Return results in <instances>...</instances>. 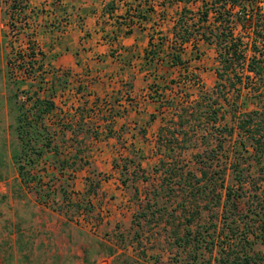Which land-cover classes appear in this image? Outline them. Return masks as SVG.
Instances as JSON below:
<instances>
[{
	"label": "rangeland",
	"instance_id": "rangeland-1",
	"mask_svg": "<svg viewBox=\"0 0 264 264\" xmlns=\"http://www.w3.org/2000/svg\"><path fill=\"white\" fill-rule=\"evenodd\" d=\"M189 8L196 10L199 5H191ZM177 15L176 13L175 18ZM240 26L241 23L234 27L235 34L243 37L245 46L243 50L248 58H251L253 55L247 41L249 31L242 30ZM167 34H171V29ZM19 47L16 40L1 41L0 38V92L1 84L4 82L11 122H14L12 119L16 116V108L24 105L27 110L33 104L35 96L32 95L31 101H27L25 94L22 93L27 90L28 84L33 87L31 92L39 93L41 98L51 96L50 79L46 81L49 78L47 71L41 72L34 63L32 69L27 67L31 71L27 72L26 79L23 77L25 73L21 65L26 64L28 58L24 59L27 54L22 53L23 49ZM190 50L189 46L184 57L187 68L178 67L176 73H171L174 78L169 73L165 74L164 83L158 89L153 88L151 92L152 98L160 102L159 113L155 115H161L159 122L161 120L163 127L160 128L165 130L157 138L164 140L159 143L161 145L157 144L159 141L154 144L163 147L164 142L165 144L169 142V147H163L160 151H152L155 142L152 136L141 138L143 145L141 149L139 143H133L131 137L125 134L123 138H115L112 151L100 156V148L103 146L97 147L98 136L90 131L92 122L86 120L75 124L76 119L80 120L86 111L81 112L82 109L78 105L82 102L75 99L74 87L70 83L69 90L63 92L61 87L53 90L55 92L53 101L57 105L49 115L52 117L43 121L42 124L45 126L44 130H41L42 140L50 142V149L35 164L31 173L40 176L42 181H47L53 173L66 180L71 175L68 178L71 181L67 180L63 185L69 196L71 193H84L89 188L93 189L92 194L86 196L84 193L80 198L83 203H87L85 200H88L92 206L90 211L73 214V208L69 207L71 203L68 205V202L63 201L59 192L53 202L52 199L49 200L50 206L47 208L53 210L55 206L63 207L71 216V225L76 237L72 250H68L72 252V260H66L67 264H99L102 258L108 257L107 252L113 255L111 264H220L218 246L228 248L233 246L235 251H241L245 243L240 240H243L244 235L252 242V248L249 250L246 243L247 249L244 250L251 255L259 253L264 258L259 218L260 216L264 218V155L258 158L259 160L256 159L257 156L249 146L251 140L249 133L244 131L239 134L236 131L233 137H230L228 132L230 128L238 126L246 116L243 114L258 111L261 114L254 117L249 130L260 136L264 135V71L261 80L256 81L253 77L247 80L241 66H237L235 70H238L242 83L236 82L234 87L230 86L232 79H235L234 72L227 75L224 82L226 87L222 90L223 97L220 98L218 106H213L218 117L224 116L214 127L221 132L209 129L211 125L204 127L205 130L196 128L195 131H191V125L197 115L194 112L195 115H190V108L200 99V92L210 94L211 102L220 94L214 90L215 69L219 66L215 46L200 42L197 52L191 53ZM258 50L260 55H257V58H262L264 44ZM38 56L37 53L36 57ZM195 56H198V59H195ZM41 78L44 83H41ZM21 80L27 84H20ZM170 80H173V83ZM165 91L167 93H164ZM93 110L96 111L97 108ZM88 111L90 113L91 109ZM180 117L181 121H190L191 124L184 123L183 128L178 127ZM195 125L197 123L193 124ZM210 133L211 137L208 135ZM202 135H207L204 140L206 145L202 144ZM239 138L247 145L246 151L241 153L242 157L238 159V164L245 170L246 176L242 188L236 185L229 169L236 158V152L233 153L231 148L234 141ZM127 140L130 144L125 145ZM217 140L224 142L218 153L219 157L210 163L211 165H208L209 163L207 166L203 165L196 155L205 148L216 146ZM15 142L19 144V141ZM75 150L80 151V160L75 161V168L81 167L77 171L71 168L64 169L63 175L60 176L56 167L61 162L71 164ZM140 151L142 153H138ZM105 155L109 156L105 158ZM102 158L106 161L103 162ZM111 159L119 166L116 173L105 169ZM13 163L17 169L14 160ZM123 166L126 169L121 172ZM225 166L228 169L223 173L221 170ZM169 169L173 171L169 172ZM203 170L208 175L197 182ZM218 172H222V175H218ZM108 179L111 182L108 183ZM4 188L7 196L9 193L13 194L10 200L14 199V202L5 201L4 197L0 198V253L4 252L1 246H7L9 242L4 239L7 238V235L4 236L7 212L17 209L19 206L17 201L24 199V192L35 198L21 180L19 184L5 185ZM229 189L241 196L236 203L237 207H231L225 202V194ZM73 198L74 201L77 200V197ZM82 209L86 210L84 206ZM115 214L118 217H115ZM231 221L235 223L231 224ZM194 237L200 241H194ZM185 238L189 239L190 244L183 243ZM78 241L87 249L83 262L82 247L80 248L81 244ZM61 247L64 248L65 245L62 244ZM193 258H196V263L193 262ZM255 261L264 264V260Z\"/></svg>",
	"mask_w": 264,
	"mask_h": 264
},
{
	"label": "crops",
	"instance_id": "crops-1",
	"mask_svg": "<svg viewBox=\"0 0 264 264\" xmlns=\"http://www.w3.org/2000/svg\"><path fill=\"white\" fill-rule=\"evenodd\" d=\"M14 3L19 6L17 13ZM109 3L115 6L112 13L105 10ZM183 6L179 1L168 3L165 0H0V38L1 41L16 40L28 57L32 52L35 67L49 73L46 81L50 79L54 90L59 86L63 92L69 90L71 83L75 99L82 102L78 105L81 112L86 111L75 124L92 122L90 131L98 136L97 147L103 146L100 156L112 151L115 138H123L125 134L133 143H139L141 149V138L152 136L155 141L152 151L156 152L163 148L154 144L163 126L161 120L159 122L161 115H155L159 113L160 102L152 98L151 92L164 83L165 74L172 76L178 67L168 69L166 59L162 61L166 58L162 53L161 63L152 62L153 66L149 67L144 53L149 38L159 36L157 32L171 38L167 32ZM137 14L141 19L134 17ZM53 73L60 77V85L52 79ZM1 85L0 198L11 203L13 194L7 196L4 186L20 181L12 160L18 143L12 130L15 116L11 122L5 83ZM50 117L52 115L45 119ZM127 141L125 145L130 144ZM105 169L113 173L119 171L113 159ZM60 178V183H67L65 178ZM84 193L75 197L79 199ZM71 196L74 199V195ZM23 197L17 201V209L8 211L5 216L4 236L7 238L4 239L9 242L1 246L4 252L0 253V264H67L66 260H72V252L68 250H72L76 237L69 212L64 208L61 212L50 210L27 192ZM80 244L83 262L87 249ZM106 254L108 257L102 258L99 264H111L113 255Z\"/></svg>",
	"mask_w": 264,
	"mask_h": 264
},
{
	"label": "trees",
	"instance_id": "trees-1",
	"mask_svg": "<svg viewBox=\"0 0 264 264\" xmlns=\"http://www.w3.org/2000/svg\"><path fill=\"white\" fill-rule=\"evenodd\" d=\"M168 3L172 1H179L183 3V7L180 13L175 18L173 25L171 27V38L168 39L167 36L162 35L159 31L157 32L158 37L156 39L154 36H151L148 41V47L145 50L144 58L146 60V64L149 67H152V62L161 63L160 54L162 53L166 58L162 61H167L168 69H172L175 67H186V59L184 58L187 54L188 47H191V53L193 51H198V44L200 42L208 45H214L217 51V61L219 66L215 69L216 76V84L214 87L215 92L220 94V96L216 97L214 102H211L212 99L210 94L207 92H200L201 96L195 102L194 107L190 109V115H197L196 120L192 123L191 131H195L194 129H202L205 130L206 126L211 125L209 129H214L216 132H221L218 128H214L217 125V121L224 116L218 117L217 111L213 109V106H218V102L220 98H222V90L226 87L225 79L227 75L233 73L232 83L230 86L235 85V83H242L241 76H238V70H235L237 66H241L242 73L246 76L245 79L250 80V78H254L256 81H259L263 77L264 71V55L262 58H257V55H260L259 47L264 44V0H165ZM198 4L199 8L196 10H191L189 5ZM107 12L112 13L115 9L114 3H109L105 7ZM138 19H141L140 14L135 15ZM241 23L240 28L242 30L249 31V37L247 41L250 43L251 53L253 56L248 58L247 53L243 50V37L241 35L235 34V28L237 25ZM28 58V62L23 67L25 73V79L28 75L27 72H30L32 69V65L35 63L33 61V53L30 52V55L26 56ZM198 59V56H195V59ZM30 67L31 69H27ZM30 70V71H28ZM246 73V74H245ZM52 74V78L56 81L58 80V84L61 81L60 77H57ZM41 78V83H44V80ZM62 82V81H61ZM173 83V80H170ZM27 84L24 80L20 81V84ZM223 83V84H222ZM60 85V84H59ZM57 85V86H59ZM63 85V84H61ZM61 87V86H59ZM33 89L31 84L27 85V90L22 92L25 94L27 101H31L32 95L35 96L33 100L32 106H30L27 110H25L24 105L16 108V116H15V125L13 127L14 134H16L17 141L19 144L16 148L13 149L12 158L14 162L17 164V172L20 177L21 182L27 187L31 193H33L36 199L43 206L49 207V200L52 199V202L55 200V197L58 195V192L62 195V199L70 203V208H73L74 213L78 214L81 211H90L92 206L87 203H83L81 199L73 200L71 199V195L74 196L80 193H72L70 196L67 194L66 189H63V184L61 182V178L57 177L54 173L51 174L50 178L47 181H42L40 176L32 175V169L39 160L42 159L43 155L46 153L48 149H50V142L42 140V132L44 130L45 124H42L45 118L50 115L55 110V104L53 101V94L55 93L53 85L50 83V91L51 96L46 98H40L38 93L31 92ZM42 90V88H41ZM31 95V96H30ZM17 98V97H16ZM206 98L207 101H206ZM226 101V99H224ZM214 103V104H213ZM215 106V107H216ZM217 109V108H216ZM186 113L188 111L184 110ZM195 114H194V113ZM261 113L258 111H253L242 118L241 122L235 128H230L228 130L229 136L233 137V133L238 131L239 134L249 133L251 136L250 147L254 154L257 156L256 159L262 157L264 155V135L260 136L258 133H254L249 130V126L252 123L254 117L260 115ZM182 117H180L178 121V127L183 128L184 123L191 124L190 121H181ZM261 121V120H260ZM197 123V125L193 126V124ZM165 131L163 128L160 130ZM258 132V130H257ZM182 135V132H179ZM174 134V133H172ZM211 134L210 135L211 137ZM221 134V133H218ZM108 135V132H107ZM207 136V135H206ZM206 136L202 135V144L206 145L204 142ZM248 138V137H246ZM158 143H162L164 140H161L160 137L157 140ZM164 148L169 147L168 143L165 144ZM224 142L217 140L216 146H211L209 149L205 148L201 153L197 154L196 157L203 165H211L214 160H216L219 156L221 149L223 148ZM233 153L236 152L235 162L230 164V171L233 174V179L236 185L239 188L244 186V181L246 176L244 174L245 170L240 167L238 164V159L242 157L243 152L246 151L247 145L242 138L234 141V144L231 148ZM55 154L58 152L54 151ZM80 151L75 150L74 155L71 157V164H67L66 162H61L57 168L58 174L60 176L63 175L64 169H72L78 170L81 166H76V160L79 161ZM24 163V164H23ZM114 166L118 168V164L114 161ZM30 168V170L28 169ZM54 168V166H53ZM125 166L121 167V172L125 171ZM228 168L223 167L222 172L225 173ZM173 169H169V172H172ZM221 172V173H222ZM218 172V175H222ZM208 173L204 170L201 171V177L197 182L207 177ZM71 176V175H70ZM69 176V177H70ZM245 176V177H244ZM68 177V178H69ZM68 181H71L68 179ZM124 184V183H123ZM93 189L89 188L87 190L86 196L92 194ZM240 192V190H239ZM94 194V193H93ZM226 203L231 207H237L236 203L240 200V194L232 192V189H229L226 192ZM49 205V206H48ZM66 206V204H65ZM82 206L85 207L86 210L82 209ZM52 207V206H51ZM230 207V208H231ZM54 211L61 212L63 207H53ZM91 208V209H90ZM235 210V209H234ZM255 217L256 214H253ZM260 235H261V244L264 245V218L260 216ZM226 219V217H225ZM235 223L231 221V224ZM231 224L230 227H231ZM231 229H233L231 227ZM245 234V232H244ZM252 235V234H251ZM247 235H244L243 243H248V249L252 248V242H249L246 238ZM241 238V237H240ZM193 240H198L195 237ZM200 241V240H198ZM239 241V242H240ZM184 244H190L189 239L185 238L183 241ZM245 244L242 245L241 251H235L234 247H226V246H218V260L220 264H259L255 260H264V258L259 254H248L244 248ZM237 247V244H235ZM247 249V248H245ZM196 263V258H193Z\"/></svg>",
	"mask_w": 264,
	"mask_h": 264
},
{
	"label": "built area",
	"instance_id": "built-area-1",
	"mask_svg": "<svg viewBox=\"0 0 264 264\" xmlns=\"http://www.w3.org/2000/svg\"><path fill=\"white\" fill-rule=\"evenodd\" d=\"M14 1H16V0H14ZM14 4H15V6H16V7H15L16 9H15L14 11L17 13V12L19 11V9H18L19 6L17 5V3H14ZM26 56H27V55H26ZM24 59H27V58L25 57ZM28 71H29V70H28ZM23 73H24V70H23ZM19 74H20V73H19ZM23 77H24V76H23Z\"/></svg>",
	"mask_w": 264,
	"mask_h": 264
}]
</instances>
